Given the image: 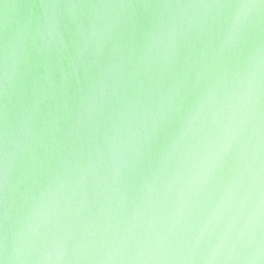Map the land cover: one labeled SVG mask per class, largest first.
<instances>
[{
  "label": "water",
  "instance_id": "1",
  "mask_svg": "<svg viewBox=\"0 0 264 264\" xmlns=\"http://www.w3.org/2000/svg\"><path fill=\"white\" fill-rule=\"evenodd\" d=\"M0 264H264V0H0Z\"/></svg>",
  "mask_w": 264,
  "mask_h": 264
}]
</instances>
